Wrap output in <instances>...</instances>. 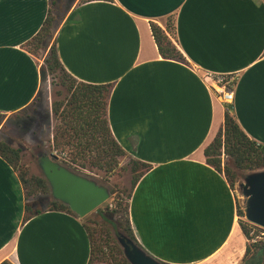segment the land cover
Instances as JSON below:
<instances>
[{
    "label": "crops",
    "instance_id": "crops-1",
    "mask_svg": "<svg viewBox=\"0 0 264 264\" xmlns=\"http://www.w3.org/2000/svg\"><path fill=\"white\" fill-rule=\"evenodd\" d=\"M50 8L51 0H0V114L27 109L40 91L25 44ZM152 22L173 27L182 59L162 56ZM55 39L70 75L111 85L112 133L150 166L129 199L138 243L169 264H238L247 238L237 196L205 153L226 107L203 74L232 81L240 126L264 144V0H74ZM25 204L18 171L0 153V263L90 264L84 217L45 210L25 219Z\"/></svg>",
    "mask_w": 264,
    "mask_h": 264
},
{
    "label": "trees",
    "instance_id": "trees-1",
    "mask_svg": "<svg viewBox=\"0 0 264 264\" xmlns=\"http://www.w3.org/2000/svg\"><path fill=\"white\" fill-rule=\"evenodd\" d=\"M54 12L55 9L50 8L40 31L25 44V48L35 56L41 49L46 48L49 41L54 37L49 54L45 59V68L41 69V76L43 77L48 73L57 76V72L63 71L67 77L66 80L62 81V85L67 88V95L63 99L54 100L52 103V112L58 123L55 126L51 147L58 153L65 154L66 157L63 161L72 167L77 169L97 168L104 171L105 174H112L118 168L120 158L127 153L114 137L108 121L111 85L78 81L68 73L57 52L54 36V23L57 17ZM151 28L163 57L183 58L182 52L169 36L173 27L168 25L164 29L159 24L152 22ZM225 107L224 126L206 147L205 153L207 162L217 170L224 172L234 189L237 170L264 166V144L249 137L242 129L234 114L232 103H225ZM21 151V148L11 146L8 141H0V153L18 171L24 187L25 219L45 210H61L73 213L68 206L53 199L48 202L44 209L36 206L35 200L38 195L47 194L50 189L42 176H30L25 167H19ZM133 161L135 176L127 195L128 201L123 203L120 201L121 199H118V195L116 196L118 200L115 208L107 206L105 209L100 207L97 210V213L105 221L107 238L98 237L97 231L91 229L84 222L91 240L90 264H129L112 235V231L117 234L119 230H122L138 243L130 222L129 199L136 182L150 166L134 158ZM119 208L124 209L127 213L126 224L116 219ZM238 214L244 215L239 204ZM240 225L247 238V244L246 252L238 264H264V234L258 232L256 226L244 222L242 219H240ZM0 264L14 263L6 259Z\"/></svg>",
    "mask_w": 264,
    "mask_h": 264
},
{
    "label": "rangeland",
    "instance_id": "rangeland-1",
    "mask_svg": "<svg viewBox=\"0 0 264 264\" xmlns=\"http://www.w3.org/2000/svg\"><path fill=\"white\" fill-rule=\"evenodd\" d=\"M73 2L74 0H51V8L55 9L54 14L57 17L54 23V32H56V27L64 17L67 10L70 8L71 4H73ZM173 32L174 30L171 29L170 34L172 36ZM53 40L54 37L49 41L46 48L41 49L38 54L35 55L36 61L40 65V70L43 67L45 68V59L49 54V50L51 48ZM64 79L66 80L67 77L63 71L57 72V76L49 73L46 74L42 77L40 91L36 99L27 109L10 116L0 114V141H8L11 146L22 149L19 167H25L30 176H42L41 170L37 163L39 158L38 153L40 151L45 150L48 152L57 153L60 156V160L62 162H64L63 157H66L65 154L58 153L51 147V141L53 138L55 126L58 123L56 117L52 112V103L54 100L63 99L67 95V88L62 85V81H64ZM224 159L226 158L224 157ZM75 169L92 177H95L96 179L110 187L112 192L111 197L100 207H103L104 209L107 206H109L110 208H115L118 199H121L120 201H122L123 203H126L128 201L127 195L132 187L135 176L134 161L129 154H126L120 158L119 166L112 174H105L104 171L97 168ZM241 170L242 169L237 170V178L234 183V191L237 196L238 204L244 214V210L241 206V202L237 194V180L240 179L239 173ZM118 195L119 198L117 199L116 196ZM50 200H52V198L49 190L47 194L38 195L35 200L37 202L36 206L44 209L47 207V204ZM99 208L85 216L83 220L91 229L97 231L98 237L105 239L107 238V230L105 228L106 224L105 221H103L102 217L97 213V210ZM239 216L244 222L256 226L255 228L258 230V232L264 234V228L249 222L245 218V215ZM116 219H119L124 224H126V211L122 208H119V213L117 214ZM112 235L116 239L118 246L121 248L118 243L116 234L113 231Z\"/></svg>",
    "mask_w": 264,
    "mask_h": 264
},
{
    "label": "water",
    "instance_id": "water-1",
    "mask_svg": "<svg viewBox=\"0 0 264 264\" xmlns=\"http://www.w3.org/2000/svg\"><path fill=\"white\" fill-rule=\"evenodd\" d=\"M38 157L37 163L50 188L51 198L68 206L80 218L111 197L108 185L62 162L57 153L42 150ZM239 176L237 194L245 218L264 228V166L242 169ZM116 237L129 264H164L122 230Z\"/></svg>",
    "mask_w": 264,
    "mask_h": 264
},
{
    "label": "built area",
    "instance_id": "built-area-1",
    "mask_svg": "<svg viewBox=\"0 0 264 264\" xmlns=\"http://www.w3.org/2000/svg\"><path fill=\"white\" fill-rule=\"evenodd\" d=\"M203 78L205 81L211 83L214 92L218 95L221 101L233 104L235 93L232 88V81H230L226 75L217 74L212 71H205Z\"/></svg>",
    "mask_w": 264,
    "mask_h": 264
}]
</instances>
